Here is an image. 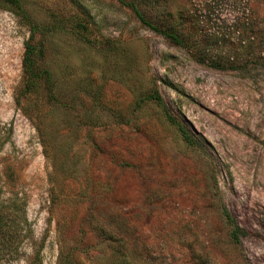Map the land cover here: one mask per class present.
<instances>
[{"label":"rangeland","instance_id":"374dc122","mask_svg":"<svg viewBox=\"0 0 264 264\" xmlns=\"http://www.w3.org/2000/svg\"><path fill=\"white\" fill-rule=\"evenodd\" d=\"M20 1L29 21L0 8V264H264V0H138L180 45L130 0ZM29 23L54 88L24 96Z\"/></svg>","mask_w":264,"mask_h":264},{"label":"trees","instance_id":"16d2710c","mask_svg":"<svg viewBox=\"0 0 264 264\" xmlns=\"http://www.w3.org/2000/svg\"><path fill=\"white\" fill-rule=\"evenodd\" d=\"M123 1L124 0H120ZM130 0L129 3H126L132 11L134 12L137 19L148 29L153 32H156L160 35L165 36L170 41L180 45L184 39V34L182 31L178 30V27H175L169 21L171 20L170 15L167 13H158L156 17L150 16L152 19L148 18L144 12L140 10L138 7L139 2H144L145 0ZM152 2V1H151ZM145 5H150V2L147 0L144 2ZM4 6L0 5V8L8 10L19 17L24 18L26 21H29V17L24 10V7L20 0H4ZM166 11V10H165ZM30 27V38L25 44V53L23 58V72H24V87L22 94L24 96H28L33 94L37 91L41 83H44L46 86L49 87V90L53 92L54 88V80L52 73L48 69H44L41 66V62L44 57V48L43 46H35L32 41L35 38L36 33L39 31L40 26L36 23H29ZM54 95L51 94V97ZM148 100L154 101L160 106H164L163 99L161 98L157 89L153 91L151 95L147 97ZM167 119L176 127L179 135L181 138L189 144L191 147L196 146V142L190 137L188 132L186 131L185 127L182 126L178 121H176L169 112H166ZM220 214L221 217L224 219L228 227L230 228L229 231V239L233 242L238 244L240 242V238L243 235L241 228L236 224L234 219L231 217L230 213L227 211L224 204H220ZM20 217L12 223L14 227L17 229V234L19 233L18 230L21 229L22 222L20 221ZM8 226L7 217L4 215L2 211H0V240L4 241V244L0 245V248L5 247V241H11L12 239L6 238V235L10 233V231H6L5 228ZM15 234L12 231V234ZM20 237V235H18Z\"/></svg>","mask_w":264,"mask_h":264}]
</instances>
